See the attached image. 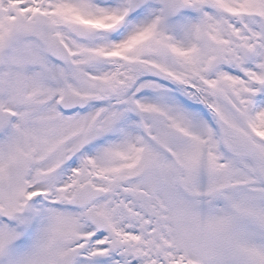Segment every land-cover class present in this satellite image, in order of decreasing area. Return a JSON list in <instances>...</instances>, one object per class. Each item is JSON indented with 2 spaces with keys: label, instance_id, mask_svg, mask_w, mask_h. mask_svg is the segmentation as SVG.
Instances as JSON below:
<instances>
[{
  "label": "snow or ice",
  "instance_id": "snow-or-ice-1",
  "mask_svg": "<svg viewBox=\"0 0 264 264\" xmlns=\"http://www.w3.org/2000/svg\"><path fill=\"white\" fill-rule=\"evenodd\" d=\"M0 264H264V0H0Z\"/></svg>",
  "mask_w": 264,
  "mask_h": 264
}]
</instances>
